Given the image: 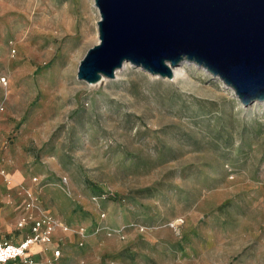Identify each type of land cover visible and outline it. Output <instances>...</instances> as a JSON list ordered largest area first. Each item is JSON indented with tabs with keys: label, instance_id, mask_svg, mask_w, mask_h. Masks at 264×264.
<instances>
[{
	"label": "rangeland",
	"instance_id": "374dc122",
	"mask_svg": "<svg viewBox=\"0 0 264 264\" xmlns=\"http://www.w3.org/2000/svg\"><path fill=\"white\" fill-rule=\"evenodd\" d=\"M99 19L94 0H0V242L49 215L39 264H264V102L187 64L79 80Z\"/></svg>",
	"mask_w": 264,
	"mask_h": 264
},
{
	"label": "water",
	"instance_id": "95a60500",
	"mask_svg": "<svg viewBox=\"0 0 264 264\" xmlns=\"http://www.w3.org/2000/svg\"><path fill=\"white\" fill-rule=\"evenodd\" d=\"M98 43L79 80L113 79L124 62L172 79L183 61L233 90L244 107L264 102V0H94Z\"/></svg>",
	"mask_w": 264,
	"mask_h": 264
},
{
	"label": "built area",
	"instance_id": "2783aa9c",
	"mask_svg": "<svg viewBox=\"0 0 264 264\" xmlns=\"http://www.w3.org/2000/svg\"><path fill=\"white\" fill-rule=\"evenodd\" d=\"M0 176L3 178V181L9 183L8 175L4 169H0ZM94 199L96 200L97 197ZM26 226L29 227V234L21 242H0V264L12 262H16L17 264H39L36 259L28 255V252L33 245L49 244L53 233L58 227L57 223L49 215L41 217L29 215L28 218H20L17 224L19 229ZM54 252L55 257L60 256L59 250Z\"/></svg>",
	"mask_w": 264,
	"mask_h": 264
},
{
	"label": "bare ground",
	"instance_id": "6f19581e",
	"mask_svg": "<svg viewBox=\"0 0 264 264\" xmlns=\"http://www.w3.org/2000/svg\"><path fill=\"white\" fill-rule=\"evenodd\" d=\"M95 6V4H94ZM95 8L98 10V8L95 6ZM194 65L193 63H189V62H186V61H183L180 65L178 66H175V67H171V70H172V74H173V80H176V79H179L181 77H184L186 75V69L184 68V65ZM129 67H134L131 63L129 62H124L122 67L120 69H117L115 71V75L117 76L119 73H121L124 69H127ZM197 67V66H196ZM202 69L203 71H205L203 68H200ZM206 72V71H205ZM207 73V72H206ZM210 75V74H209ZM107 78H105L104 76L102 77V81L103 80H106ZM225 86V85H224ZM226 87V86H225ZM228 88V87H226ZM230 89V88H229ZM233 91V90H232Z\"/></svg>",
	"mask_w": 264,
	"mask_h": 264
},
{
	"label": "crops",
	"instance_id": "0c3cea01",
	"mask_svg": "<svg viewBox=\"0 0 264 264\" xmlns=\"http://www.w3.org/2000/svg\"><path fill=\"white\" fill-rule=\"evenodd\" d=\"M23 240V239H22ZM33 246H35V245H33ZM37 246H39V245H37Z\"/></svg>",
	"mask_w": 264,
	"mask_h": 264
}]
</instances>
